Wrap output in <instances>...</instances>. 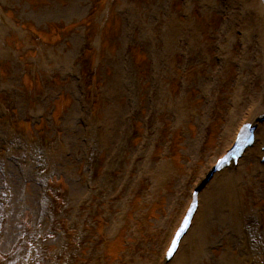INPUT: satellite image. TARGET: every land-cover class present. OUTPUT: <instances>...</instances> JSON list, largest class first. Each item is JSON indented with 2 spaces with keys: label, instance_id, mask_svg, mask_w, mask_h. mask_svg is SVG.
Instances as JSON below:
<instances>
[{
  "label": "rangeland",
  "instance_id": "obj_1",
  "mask_svg": "<svg viewBox=\"0 0 264 264\" xmlns=\"http://www.w3.org/2000/svg\"><path fill=\"white\" fill-rule=\"evenodd\" d=\"M253 102L264 107L260 0H0V155L16 146L11 135L44 150V167L0 165V264H159L232 114ZM257 166L244 161L218 204L227 216L187 239L179 264H246L262 252ZM37 171L48 173L52 219Z\"/></svg>",
  "mask_w": 264,
  "mask_h": 264
},
{
  "label": "bare ground",
  "instance_id": "obj_2",
  "mask_svg": "<svg viewBox=\"0 0 264 264\" xmlns=\"http://www.w3.org/2000/svg\"><path fill=\"white\" fill-rule=\"evenodd\" d=\"M189 48L193 51L195 49V46L194 45H189ZM153 52H155V48H153L152 45H149V53L150 54H153ZM160 55H162V52H161ZM158 61H159V59H156V64H155L154 70H153V77H154V81H155L156 84L157 83H162L161 81L160 82H158V81L161 80V78L163 76L162 68L160 67V64H159ZM132 63H133V61H132ZM127 71L129 72V74L131 76H136L137 75V72L133 70V67L131 65L129 67H127ZM259 71H260V69H259ZM162 80H163V78H162ZM240 90L242 91L243 88H240ZM158 105H159V100H158L157 96L154 94L152 96V98H151V101H150V107L151 108H157ZM248 107H249V110L247 111V113H245L243 115V117H241L242 114L240 112H234L235 114H232V119H231L232 122L231 123L228 122V124H227L228 125V128L226 130V135L228 136V141H227V145H226L224 151H226L227 149H229L233 145L234 139H235V136H236V133H237L239 127L246 120H256L257 121V124L259 126L258 127V130H257L258 131V135L256 136L255 143H257L259 141V139L264 140V126H263V129H261V127H260L261 126V122L259 121L260 120L259 117H261V115L264 112V107H261V106L258 105V103L255 104L254 102L250 106H248ZM174 121L178 122L180 120H174ZM233 122H235V125H234L235 127L233 126V128H232L231 125L233 124ZM148 139H147V142H148ZM147 142H146V144H147ZM262 145H264V142H261V145L258 147V153H259V157L260 158H261V155L263 153L262 152V148H261ZM252 151H253V147L247 148L245 150L242 158L239 159V162L238 163L239 164H240V162L244 163V160H242L243 157L245 155L250 154ZM240 166H242V164ZM257 167L262 168V166L259 165V164H258ZM234 169H235L234 167H231L230 166L229 168H225L221 172L215 174L214 180L216 181V184L209 186V191H207L209 193V195H211V193L213 191H215L216 187H217V191L219 193H227L228 192V189L230 188V186H233L236 183L237 179H238V174L235 173V172H233ZM239 172H241V169H240ZM217 191L215 193H217ZM229 192H230V190H229ZM203 195H204V198L205 199H208L209 198V197L206 196V193L205 192H204ZM216 198L219 201L223 199L222 196H219V195H217ZM201 199H203V198L201 197ZM206 207H207V210H205ZM210 210H211L210 204L208 202H204V209L201 212V214L199 215V218H200L201 221L204 220L207 217V215L209 214V211ZM211 216H214L213 211L211 212ZM226 216H227V213H224V214H222L220 216V218L223 219ZM225 222L227 223V220H225ZM189 231H188V233H189ZM188 233L184 236L183 240H185V238L189 236ZM241 237L244 238V235H242ZM244 242H245V240H244ZM182 244H183V241L181 243V246H180L178 252L176 253V255L174 256V258L172 260H175L178 257V254H179V252H180V250L182 248ZM261 255L262 256L264 255V242L262 243V253H261Z\"/></svg>",
  "mask_w": 264,
  "mask_h": 264
}]
</instances>
